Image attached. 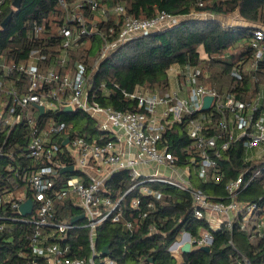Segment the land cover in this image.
I'll list each match as a JSON object with an SVG mask.
<instances>
[{"label":"built area","instance_id":"built-area-1","mask_svg":"<svg viewBox=\"0 0 264 264\" xmlns=\"http://www.w3.org/2000/svg\"><path fill=\"white\" fill-rule=\"evenodd\" d=\"M6 0H0V15ZM64 9L63 24L58 29L60 36V55L48 67L43 68L44 56L39 50H32L24 62L16 63L0 55V129L10 131L24 124L27 128V143L18 157H26L34 162V170L26 184L13 191L0 194V205L8 204L16 217L0 216L2 221L20 222L33 227L27 241V248L34 257L27 264H118L108 257L101 259L95 250L97 227L106 220L117 222L120 219V204L130 191L137 190L140 195L150 198L142 206L139 196L130 202V208L138 215H146L153 207L152 200L160 199L161 191L155 184L168 185L192 196V215L196 220H206L213 231L221 226L231 229L235 219L242 215L240 230L247 233L250 240L264 239V214L257 215L258 204L236 201V195L248 187L259 171L247 178L240 174L225 183L227 201L210 200L201 190L194 188L192 173L202 182L212 180L218 183L222 178L217 158L221 151L240 141L243 147V161L259 160L264 156V81H260L261 64L264 61V26L247 23V46L251 50L244 68L234 66L231 73L239 75L247 71L251 83L247 99H237L228 91H218L208 84L209 73L200 66L185 64L174 69L172 88L161 94L143 87L135 88L124 96L135 100L141 111L121 112L102 106L90 95L93 89V76L99 64L110 57L121 45L132 39L164 31L179 24L184 16H172L159 12L150 18H133L120 15L124 13L118 4L107 13L117 17L115 25L108 27L104 34L98 22L106 21V11L99 6V0H75L68 4L59 0ZM93 14V21L87 26L83 10ZM118 26L116 36L109 38ZM0 29H3L0 25ZM41 28L34 23L27 34L36 39ZM97 34L102 44L93 59L91 68L74 61L68 67V52L76 50L81 37ZM14 75L15 78H11ZM26 78L22 93L16 82ZM97 90L107 94L102 83ZM206 96L212 98L207 111L202 110ZM42 106L43 114L59 111L60 105H69L71 113L81 112L92 119L101 134L111 138L97 142L83 136L68 138L63 146L64 155L73 163V173L69 178H59L63 151L55 142L65 129L64 123H51L42 129L37 120ZM175 126H182L186 135L192 139L193 156L190 165H179L178 158L169 150L165 135ZM207 131V132H205ZM211 132V133H210ZM210 133V134H208ZM4 155L0 144V157ZM78 175H73L74 173ZM128 173L132 184L116 200L107 195L106 181L116 173ZM23 189L24 197H15L14 192ZM28 193L32 196H28ZM9 194L8 196H5ZM27 198L33 201L30 215H20V205ZM152 199V200H151ZM260 200V198H259ZM66 201L80 210L77 218L83 215L84 223L63 221L57 218L56 205ZM2 224L0 229L6 228ZM84 227L88 229L90 255L87 258L72 257L70 247L62 245L70 231ZM125 227L131 228L126 222ZM154 229H150V234ZM213 242L210 232H203L198 239L191 238L182 231L169 246L168 252L176 258L181 247H209ZM234 248L233 243H228ZM220 243L218 249L224 248ZM245 264H250L243 258Z\"/></svg>","mask_w":264,"mask_h":264},{"label":"trees","instance_id":"trees-1","mask_svg":"<svg viewBox=\"0 0 264 264\" xmlns=\"http://www.w3.org/2000/svg\"><path fill=\"white\" fill-rule=\"evenodd\" d=\"M13 0H6L0 15V25L3 19L11 13L8 24L0 29V55L16 63L24 62L32 50H39L44 56L42 69L60 55V36L58 29L63 24L64 9L59 0H21L20 7L13 9ZM71 4L75 0H62ZM118 4L124 7L122 16L133 18H150L159 12L172 16L207 15L209 19H187L179 24L147 36L132 39L121 45L110 57L102 61L93 76V89L90 95L102 106L111 107L121 112L141 111L135 100L124 96L130 94L137 86L149 91L157 90L165 93L169 87L168 70L172 66H183L187 63L200 66L209 72L207 82L218 91H228L237 99H247V91L251 83L247 71L241 70L234 76L231 69L235 66L244 68L251 50L247 46V27L226 26L215 17H229L237 14L242 22L256 23L264 26V0H99V6L106 11V21L98 22L100 30L107 34L110 26L114 27L116 16L107 13ZM87 26L93 21V14L86 8L83 10ZM36 23L41 31L36 39H30L27 32ZM109 38H114L118 30ZM82 44L68 52V67L74 61H79L91 68L93 59L102 44L101 36L97 34L81 37ZM202 48L205 56L200 57L198 51ZM11 78H15L14 75ZM260 81H264V61L261 64ZM102 83L107 87V94L96 90ZM23 93L26 78L21 77L16 82ZM42 129H47L51 123H64L65 129L55 142L63 154L60 163L71 166L73 161L64 155L62 142L65 137L83 136L95 139L97 142L110 140L108 134H101L92 119L81 112L59 113L46 112L37 116ZM207 132V131H205ZM211 133V132H210ZM208 133V134H210ZM27 128L24 124L7 131L0 129V144L4 155L0 157V194L13 191L26 184L27 178L34 170V162L26 157H18L27 143ZM171 153L178 158L179 165H192V139L186 135L182 126H175L165 135ZM222 178L218 183L208 180L202 183L194 173L190 180L194 188L201 190L213 201H227L226 182L235 179L240 174L245 178L259 171L252 183L236 195V201L258 204L257 215L264 214V156L259 160L243 161V147L240 141L233 143L227 150L221 151L217 158ZM73 175H78L74 173ZM66 172L59 178H69ZM132 184L126 172L116 173L106 181L107 195L118 199ZM161 191V197L152 200L153 207L141 217L136 210L130 208L133 198L139 196L143 204L150 198L140 195L137 190L130 191L120 204V219L117 222L106 220L96 230L95 250L101 259L108 257L118 264H177L168 252L169 246L177 234L186 231L191 238L198 239L203 232H210L213 242L209 250H202L192 245V250L183 253L180 264H245L243 258L250 264H264V239L250 240L247 233L240 230L243 222L239 215L229 230L221 226L213 231L206 220H196L192 215V196L168 185L155 184ZM28 196H31L28 193ZM32 197V196H31ZM260 198V200H259ZM57 218L63 221L79 215L80 210L63 201L56 205ZM0 216L17 217L8 204L0 205ZM126 222L131 228L125 227ZM83 220L76 224L82 225ZM0 264H27L34 260L27 248V238L33 227L29 224L0 220ZM154 233L150 234V229ZM233 243L232 248L228 243ZM223 243L224 248L218 249ZM70 247L72 257L87 258L90 255L88 229H74L61 243ZM108 247L107 255H103L104 247ZM41 264V262H38Z\"/></svg>","mask_w":264,"mask_h":264},{"label":"water","instance_id":"water-1","mask_svg":"<svg viewBox=\"0 0 264 264\" xmlns=\"http://www.w3.org/2000/svg\"><path fill=\"white\" fill-rule=\"evenodd\" d=\"M20 4H21V0H13L12 3H11V6L13 9H18L20 7ZM11 19V13L8 14L2 21L1 23V27H5L8 22L10 21ZM211 100L212 98L210 96H206L203 100V105H202V110L203 111H207L208 108H209V105L211 103ZM35 107L38 109L39 111V114L42 115L43 114V107L42 106H37L35 105ZM72 112V109L69 105H60L59 107V113H71ZM68 142V138H65V140L62 142V146H64L66 143ZM60 172H69V173H73V167L72 166H68V167H64V168H61L60 169ZM32 208H33V201L31 198H27L25 201H23L20 205V208H19V211H20V215L25 217L27 215H30L31 214V211H32ZM83 218V215H80L78 216L77 218H72L71 219V222H75L79 219H82ZM190 248H191V245L189 243H186L184 244L182 247H181V251L182 253H188L190 252ZM202 250H205V251H208L209 250V247H201ZM108 253V247L105 246L103 251H102V254L103 255H107Z\"/></svg>","mask_w":264,"mask_h":264},{"label":"crops","instance_id":"crops-1","mask_svg":"<svg viewBox=\"0 0 264 264\" xmlns=\"http://www.w3.org/2000/svg\"><path fill=\"white\" fill-rule=\"evenodd\" d=\"M203 16H205V15H203ZM207 16V15H206ZM211 17V16H210ZM216 19H220V17H215ZM225 19H227V18H225ZM242 22V21H241ZM242 26H246L247 27V23L246 22H243V24H241ZM241 25H239V26H241ZM198 51H199V53H200V57L202 58L203 56H205V54L203 53V51H202V48H199L198 49ZM176 66H172L169 70H168V72H167V74H168V79H169V87H168V90H170L171 88H172V86H173V82H172V79H173V76L175 75V70L176 69H174ZM173 69V70H172ZM203 70H206V69H203ZM206 72L207 73H209L207 70H206ZM139 86H137L136 88H138ZM167 90V91H168ZM9 194H6V195H4V197L5 196H8ZM14 195H15V197H24L25 195H26V193H25V191L23 190V189H18V190H16L15 192H14ZM182 232V231H181ZM192 250V246H191V248H190V251ZM182 255H183V253H182V251L179 253V255H177V257L176 258H174V260H175V262L177 263V264H180V263H182L183 262V257H182ZM173 258V257H172Z\"/></svg>","mask_w":264,"mask_h":264},{"label":"rangeland","instance_id":"rangeland-1","mask_svg":"<svg viewBox=\"0 0 264 264\" xmlns=\"http://www.w3.org/2000/svg\"><path fill=\"white\" fill-rule=\"evenodd\" d=\"M192 18L205 20V19H209L211 17L210 16H203V15H193V16H184V18H183L184 20L183 19L182 20L185 21L187 19H192ZM226 18L227 19H225L224 17H222V18L220 17V19H219L226 26L231 25L233 27H238L239 25L243 24V22H241V19L238 17L237 14H235V15L232 14L231 16L226 17ZM243 27H246V26H243Z\"/></svg>","mask_w":264,"mask_h":264}]
</instances>
